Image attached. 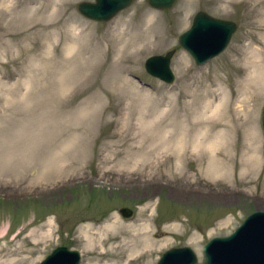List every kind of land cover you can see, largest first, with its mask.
<instances>
[{
  "label": "rangeland",
  "instance_id": "obj_1",
  "mask_svg": "<svg viewBox=\"0 0 264 264\" xmlns=\"http://www.w3.org/2000/svg\"><path fill=\"white\" fill-rule=\"evenodd\" d=\"M11 1L0 11V256L24 255L27 264H37L66 245L80 251L79 264H128L138 255L122 262L100 256L85 247L79 229L114 216L140 223L150 202L153 237L165 241L151 259L133 264H155L165 249L182 245L191 246L200 262L208 238L226 235L250 212L264 210V94L250 102L249 114L227 111L223 103L213 111L202 106L237 94L238 61L250 46L261 49L255 54L264 70V17L254 0H176L168 9L133 0L106 21L79 12L81 0L62 6L58 0ZM200 8L237 27L219 54L197 64L177 34ZM169 49L176 75L171 83L144 67L148 55ZM228 114H238L233 126ZM216 131L232 140L222 151V178L201 173L205 152L200 159L188 152L181 169L164 160L182 139L189 147L202 133ZM249 132L257 137L258 160L246 164ZM144 155L161 162L163 173L154 180L123 170ZM122 206L131 215L124 216Z\"/></svg>",
  "mask_w": 264,
  "mask_h": 264
},
{
  "label": "bare ground",
  "instance_id": "obj_2",
  "mask_svg": "<svg viewBox=\"0 0 264 264\" xmlns=\"http://www.w3.org/2000/svg\"><path fill=\"white\" fill-rule=\"evenodd\" d=\"M10 1L11 0H0V11H3V9H5L6 6H8ZM65 1L66 0H58L56 3L55 2L54 3L59 4V6H62ZM227 1L232 3V2L239 1V0H227ZM254 4H255L254 5L255 8L258 7L257 11H259V14H262V16L264 17V0H254ZM30 12H31V10H30ZM263 40H264V38H263ZM263 44H264V41H263ZM260 51H261V49H259L258 46L252 45L248 48V51H246L245 58H243L241 61H238L239 75H238V83H237V94H235L232 98L227 97V95L225 94L224 96H221L219 101H216L213 104H212V101L211 102L209 101V99H210L209 98L208 101L204 102V104L202 105L203 110H206V111L209 109L212 111L216 110L218 107H220V104L223 103V105L227 111H229L231 107H233V110L237 113L243 112L245 114H249V113H251V111H253V106L251 105L250 102L252 100H254L255 96L264 94V70L262 68V65L260 64L261 60H260L259 56L256 55ZM61 62H59V64H61ZM57 78H58L59 85H61V87H62L63 82H64L62 70L58 71ZM213 87H215V86H213ZM206 91L208 93H210L212 91V89L207 88ZM201 114H202V112H201ZM229 116H230L229 121L228 120H225V121H228L233 126L235 120L239 119L238 114H237V116H231L230 114H228V117ZM211 117L208 119H211ZM206 119L207 118H205V120ZM225 131H227V130H225ZM223 132L222 133L217 132L216 134H214V136H212L210 134H206V133L203 134L202 133L203 135L201 134V136L197 137L194 145L189 146V147L186 144L188 141L184 138L180 141V143L177 145V147H174V149L169 148L166 150V152L163 154L164 160L172 159L174 161L173 166L175 167V169H181V162L185 158V155L188 152L191 153L192 155H196L197 159L204 157V152H205L208 159L206 160V162H204V164H203L204 168H202L200 170L201 173L204 175H208V176L211 175V177L213 176V178L224 176L227 174V171L224 167L226 164L225 163L226 160L224 158V154H223L224 152H222V151L225 149V147H227L228 145H230L232 143V140L227 138V135H225ZM253 133H254V131H253ZM248 134L250 135V141L247 142V144H249V146H248L246 164H250L252 162H257V160H258L257 154H256L257 145H258V144H256V141H257L256 138L257 137H255V135L251 134V132H249ZM36 135H38V134H36ZM230 135H232V133ZM34 136H35V134H34ZM42 141L44 142V140H42ZM41 146H43V145H41ZM65 147H66V145H65ZM65 147H62L63 151H64ZM228 147H230V146H228ZM62 148H61V151H62ZM60 153H62V152H60ZM145 153H147V152H145ZM149 154H150V152H149ZM60 155L61 154H59L58 156H60ZM146 155H144L145 160L143 159V162L135 163V164L129 162L130 164L128 163L125 166L123 165V170L124 171L128 170L130 174L138 173V175H140V176H143V177L145 176L144 181L148 180V179H149V181L156 179V178H154L155 175L163 173V171L159 170V166H160L161 162H159L160 160L155 162V161H153L152 158H149L148 156L146 158ZM64 157H65V155H64ZM62 159H60V160H62ZM48 164H49V162H48ZM53 164L55 165V164H57V162L56 163L54 162ZM201 164L202 163H200V165ZM48 168L51 169V167H49V165H48ZM48 168H46L45 170H47ZM57 170H58V167L55 171H57ZM61 170H63V168ZM71 171H73V170H71ZM44 172L45 171L41 172L38 177L42 176V173L44 174ZM47 172L48 171H46V173ZM49 172H52V169L49 170ZM21 175H23V174H21ZM60 175H62V173ZM57 176H59V175H57ZM21 179H22V177H21ZM16 180H17V178H16ZM211 181H213V180H211ZM151 206H152V203L149 202V205L142 210V214H141L142 219L140 220L141 221L140 223L127 225L126 223L122 222L118 216H114L113 220L106 221L101 226H96L94 223L88 222L86 225H84L83 227H80V229H79L80 233L85 238V241H86L85 247L88 248L90 246L92 248H96V249H98L97 251H99L100 256L102 255V256L113 257V258H115L114 260L118 259L120 262H122L123 260H126L127 258L133 256L134 254H137L138 258L137 259H131L128 264H133L134 260L135 261H137V260L142 261L145 258L149 259L155 253V251L158 249V247H160L163 244V242L165 241V240H163V241L156 240L153 237L152 229H151L152 214L148 213V210ZM49 224H50V221H49ZM174 224H175V222L172 223V225H174ZM27 263L28 262L26 261V258L24 257V255H21V256L17 255L15 257L0 256V264H27ZM105 264H117V261H115V262L107 261Z\"/></svg>",
  "mask_w": 264,
  "mask_h": 264
},
{
  "label": "water",
  "instance_id": "obj_3",
  "mask_svg": "<svg viewBox=\"0 0 264 264\" xmlns=\"http://www.w3.org/2000/svg\"><path fill=\"white\" fill-rule=\"evenodd\" d=\"M133 0H81L76 8L83 15L95 20H108L117 11ZM159 9H168L176 0H146ZM237 27L233 19L222 18L200 8L195 11L191 24L177 34L179 45L197 64L219 54L228 44ZM174 49L165 53H153L144 60V67L151 75L172 82L175 73L170 66ZM260 126L264 137V103L260 110ZM124 216L132 213L131 208L122 206ZM78 249L57 245L37 264H79ZM264 264V210H255L226 235H214L202 245V260L199 262L189 245L172 246L165 249L155 264Z\"/></svg>",
  "mask_w": 264,
  "mask_h": 264
}]
</instances>
